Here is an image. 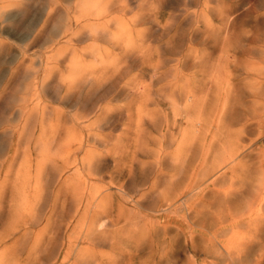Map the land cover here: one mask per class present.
<instances>
[{
	"label": "bare ground",
	"instance_id": "1",
	"mask_svg": "<svg viewBox=\"0 0 264 264\" xmlns=\"http://www.w3.org/2000/svg\"><path fill=\"white\" fill-rule=\"evenodd\" d=\"M108 1L112 4L115 0ZM143 1L142 6L146 7L148 2L153 5L163 0ZM201 16L198 14V21ZM185 49L115 47L106 55L91 53L101 59V64L95 66L87 65L85 58H81L88 52L78 55L74 50L71 57L59 58L56 69L46 71L47 77L59 75L63 89L60 101L67 104L70 113L48 104L42 110L43 137L34 168L36 174L24 179L21 188L17 187L23 204L13 208L10 226L0 233L1 246L6 238L16 234L19 226L17 231H23L26 242L12 262L6 263L0 255V264H107L106 259L112 264H162L154 251L148 258L140 254L146 232L155 226L142 213L146 209L166 211L175 205L176 212L189 205H195L201 215L204 208L211 210L215 219L208 221L211 214L200 218L202 235L207 228L210 241L221 245L223 254L232 261L236 253H231V245H223L220 239L222 210L229 215L232 236L243 230L244 223L250 229L264 230V223H259L260 214L253 208L259 199L241 203L238 195L246 198V194L237 188L239 179H250L248 186L252 189L256 171L264 174L263 149L259 147L253 155L251 143H243L244 134L254 123L258 137L264 135V47L246 50L247 55L259 58L243 66L246 77L253 79L252 86H248L252 99H240L239 94L232 98L229 90H224L223 104L215 103L210 115L206 112L207 72L203 59L194 48L187 52ZM116 51L119 53L115 54ZM106 56L112 59L104 60ZM135 70L149 77L139 79ZM222 77L232 78L231 74H220ZM219 81L226 83L225 79ZM238 87L247 91V86ZM125 91L129 99L121 106L114 99L122 97ZM123 107L127 108L126 113H121ZM118 114L119 118L125 115L128 119L126 136L131 141L121 147L111 143ZM214 128L216 133L209 150L208 136ZM98 145L107 150L99 152ZM92 146L96 149L92 150ZM221 147L227 155L221 162L208 165L210 153ZM112 152L117 165L116 173L109 177V186L120 183L126 174L134 179L133 186L128 181L119 185L117 192H109L108 184L95 183L106 177L100 159ZM249 160L257 165L252 166ZM226 167L229 169L221 172ZM227 180V188H216ZM210 185L214 186L213 199L204 202L205 190ZM144 187L149 191L142 192ZM154 194L158 200L148 201ZM124 202L132 203V209ZM242 207L245 208L239 217L237 210ZM257 244L259 248L253 251L263 258L264 233ZM166 251L164 254H168Z\"/></svg>",
	"mask_w": 264,
	"mask_h": 264
},
{
	"label": "rangeland",
	"instance_id": "2",
	"mask_svg": "<svg viewBox=\"0 0 264 264\" xmlns=\"http://www.w3.org/2000/svg\"><path fill=\"white\" fill-rule=\"evenodd\" d=\"M195 1L163 0L158 4L152 3L153 5L147 1L149 6L145 7L142 6L143 0H115L112 4L108 0H0V233L10 226L13 208L23 204L22 197L17 195V187L21 188L24 179L36 174L34 168L43 137L42 110L48 104L70 113L67 104L60 101L63 89L59 75L47 77L46 73L56 69L62 55L71 57L74 50L78 55L88 52V55L83 54L81 58H85L87 65L95 66L101 64V59L91 53L104 52L106 55L107 51L115 47H154L159 51L184 47L185 52L188 48H194L206 67L205 98L208 115L210 109L216 107L215 103L223 104L224 92L227 90L232 98L239 94L240 99L242 96L245 100L252 99L248 86H252L253 79L246 77L247 71L243 66L259 61L256 56L247 55V49L264 47V0ZM100 5L105 8L101 9L102 12ZM113 7H116V10H113ZM195 13L203 14L201 21H198V14ZM117 53L119 52L116 51L115 54ZM105 59L109 61L112 58L106 56ZM226 73L231 74L232 78L220 79V74L226 76ZM146 77L149 76L139 73L137 78L145 80ZM222 79H225L226 83H219ZM240 84L247 86V91L244 89L243 92V89L238 87ZM225 86H229V89ZM128 99V91H125L122 97H116L114 100L125 106ZM104 102L102 104H105ZM126 110L127 108L123 107L121 113H126ZM119 115L114 120L116 129L113 131L114 140L111 143L121 147L131 141L126 136L128 119L125 115L119 118ZM251 127V130L248 129L244 134L243 143H251L249 149L254 150L253 155L258 153L259 147L264 153V135L258 137L255 123ZM215 133L214 128L208 136V144ZM92 148L96 149L93 146ZM208 149L210 150V144ZM98 150L102 152L107 150V147L98 145ZM210 154L208 165L221 162L227 155L222 147ZM100 162L106 177L103 181H95L97 185L108 184L109 192H117V187L128 181L131 186L134 185V179L131 180L130 175L126 174L119 180L120 183L109 186V177L116 173L117 165L113 152L107 154L105 159L101 158ZM249 164L253 166L255 163L249 160ZM226 169L229 168L226 167L221 172ZM256 173L252 189L248 186L250 179H239L237 188L243 190L246 198L238 195V199L240 198L241 203H247L257 197L259 200L254 203L253 208L260 214L259 223L263 224L264 174ZM228 184L229 180L218 183L216 188H227ZM213 188L214 186L210 185L205 190L204 202L213 199ZM143 191H149V188L144 187ZM255 193V196L252 195ZM153 200H158L155 194L148 199ZM123 204L132 209V203ZM174 207L166 211H154L155 213L146 209L142 213L155 224L153 230L146 232V241H142L144 248L140 254L144 258H148L150 252L154 251L157 259L161 257L162 264H264V257L260 258L259 254L253 251L259 248L260 244L257 243L262 239L264 230L250 229L248 224L241 221L240 226L244 225V231L240 229L237 236H232L234 229L228 226L231 225L227 218L229 215L221 209L223 227L220 239L223 240V245H231V253H236L232 261L223 254L221 245L210 241L211 234L207 232V228L202 235L200 218L202 215L204 217L211 214L208 221L213 219L211 210L204 208V214L201 215L195 205L177 210L179 212H176ZM244 208L237 210V216L241 217ZM39 226L42 228L44 223ZM19 228L16 227V234L6 238L0 246L1 259L6 263L17 258L18 252L26 242L21 235L23 231H17ZM243 242L245 244L242 248ZM206 247L210 252L203 251ZM241 248L243 250H240ZM165 250L168 254H164ZM106 261L107 264H112L110 260Z\"/></svg>",
	"mask_w": 264,
	"mask_h": 264
}]
</instances>
